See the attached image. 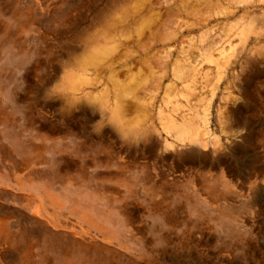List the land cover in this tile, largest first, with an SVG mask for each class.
<instances>
[{
    "label": "rangeland",
    "instance_id": "obj_1",
    "mask_svg": "<svg viewBox=\"0 0 264 264\" xmlns=\"http://www.w3.org/2000/svg\"><path fill=\"white\" fill-rule=\"evenodd\" d=\"M134 1L0 0V83H27L13 88L22 115L0 106L13 239L0 264H264V0H160L162 25L135 57L154 70L139 90L149 116L123 138L69 86ZM182 126L203 144L180 141ZM38 206L72 229L42 225ZM80 228L93 249L77 246Z\"/></svg>",
    "mask_w": 264,
    "mask_h": 264
},
{
    "label": "bare ground",
    "instance_id": "obj_2",
    "mask_svg": "<svg viewBox=\"0 0 264 264\" xmlns=\"http://www.w3.org/2000/svg\"><path fill=\"white\" fill-rule=\"evenodd\" d=\"M159 1L135 0L116 15L98 35L92 37L77 61L79 73L69 86L74 100L77 99L76 95L82 94L81 98L91 105L102 119H106L111 129L123 138L142 134L143 124L149 116L148 108L141 101L142 95L139 94V90L148 84L154 70L146 66L142 59L137 60L135 57L144 46L145 39L152 37L162 25L164 12L158 5ZM205 1L180 0L187 9H193ZM180 72L178 70V73ZM189 129L185 126L179 129L180 141L188 138L195 144H203L199 130L195 127ZM193 149L199 151L197 147ZM27 184V182L21 183L19 187L24 190ZM29 201L32 202L33 198L29 197ZM35 217L42 225L46 224L56 229H72L67 223L59 221L60 216L50 217L42 206L37 207ZM84 220L89 228L100 224L93 214H86ZM6 221H0V251H4L13 240ZM98 227L99 231H104V226ZM76 233L80 237L76 239H82L77 241L79 248L90 250L96 246L90 241L89 232L85 229L80 228ZM103 235L106 244L116 238L115 234L107 235L108 237L106 233Z\"/></svg>",
    "mask_w": 264,
    "mask_h": 264
},
{
    "label": "clouds",
    "instance_id": "obj_3",
    "mask_svg": "<svg viewBox=\"0 0 264 264\" xmlns=\"http://www.w3.org/2000/svg\"><path fill=\"white\" fill-rule=\"evenodd\" d=\"M36 55L32 57V62L36 60ZM23 75V74H21ZM17 84H19V87H17ZM27 87V83L20 81L13 83L8 86L7 89H4L3 84L0 83V106H11V110L16 114V115H22L23 114V108L24 105L18 103V97L14 95L13 93V88L17 89V92L23 94L25 88ZM45 90L42 89V92ZM44 95L41 96V99H44ZM160 246V244H159Z\"/></svg>",
    "mask_w": 264,
    "mask_h": 264
}]
</instances>
